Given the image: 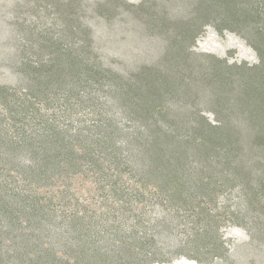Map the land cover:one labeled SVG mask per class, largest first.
<instances>
[{
	"label": "rangeland",
	"instance_id": "1",
	"mask_svg": "<svg viewBox=\"0 0 264 264\" xmlns=\"http://www.w3.org/2000/svg\"><path fill=\"white\" fill-rule=\"evenodd\" d=\"M256 47L264 0H0V264H264Z\"/></svg>",
	"mask_w": 264,
	"mask_h": 264
},
{
	"label": "trees",
	"instance_id": "2",
	"mask_svg": "<svg viewBox=\"0 0 264 264\" xmlns=\"http://www.w3.org/2000/svg\"><path fill=\"white\" fill-rule=\"evenodd\" d=\"M260 57L262 58L263 62H264V53L263 51L259 48V47H256ZM220 122V121H218ZM221 124H218V125H213L211 123L208 124L209 128H210V131L213 133H219L221 136L223 135V133L225 132H229L228 135H231V133L233 134L234 133V130H231V129H228L229 128V124L227 123H223L224 125H222V122H220ZM203 132H204V128L202 129ZM209 131V130H208ZM199 134H202L201 130L199 129L198 130ZM237 131L236 133H234L233 135H237ZM206 140V139H205ZM136 178V177H134ZM119 189V188H118ZM129 188H127L128 190ZM126 189L122 190L120 195L118 196V198H121L122 201L124 200H127L129 202H138V203H143L145 201V195L144 193L140 192L138 189L134 188V193L131 191L129 192L128 194L126 193L127 192ZM114 191V190H113ZM114 193L116 194V190L114 191ZM127 194V195H126ZM124 199V200H123ZM106 206V205H105ZM136 217V215H135ZM126 222V221H125ZM140 224V223H138ZM133 228V227H132ZM121 228L118 227L117 228V231H120ZM135 237L139 238V233L137 230H133V234H132V237H129L130 239H136ZM155 239H146V238H142L141 237V240H140V243H138V246H135L136 250H146L149 249V248H152L153 244L155 243L154 241ZM130 246L132 245L131 243H129ZM168 261V260H166ZM166 261H163L166 262ZM161 263V262H160Z\"/></svg>",
	"mask_w": 264,
	"mask_h": 264
}]
</instances>
